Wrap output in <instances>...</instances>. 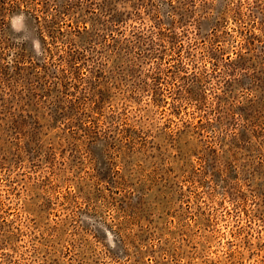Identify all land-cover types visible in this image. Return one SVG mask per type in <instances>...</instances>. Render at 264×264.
Wrapping results in <instances>:
<instances>
[{
	"label": "rangeland",
	"instance_id": "374dc122",
	"mask_svg": "<svg viewBox=\"0 0 264 264\" xmlns=\"http://www.w3.org/2000/svg\"><path fill=\"white\" fill-rule=\"evenodd\" d=\"M0 264H264V0H0Z\"/></svg>",
	"mask_w": 264,
	"mask_h": 264
},
{
	"label": "trees",
	"instance_id": "16d2710c",
	"mask_svg": "<svg viewBox=\"0 0 264 264\" xmlns=\"http://www.w3.org/2000/svg\"><path fill=\"white\" fill-rule=\"evenodd\" d=\"M242 59H239L238 61H236V63L234 64V66H237L240 62H241Z\"/></svg>",
	"mask_w": 264,
	"mask_h": 264
}]
</instances>
